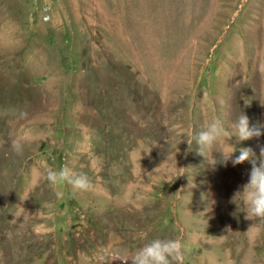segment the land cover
<instances>
[{
    "label": "rangeland",
    "instance_id": "1",
    "mask_svg": "<svg viewBox=\"0 0 264 264\" xmlns=\"http://www.w3.org/2000/svg\"><path fill=\"white\" fill-rule=\"evenodd\" d=\"M240 112L264 123V0H0V264L130 259L147 229L184 264H264L251 165L185 142ZM65 166L91 190L50 185Z\"/></svg>",
    "mask_w": 264,
    "mask_h": 264
},
{
    "label": "clouds",
    "instance_id": "2",
    "mask_svg": "<svg viewBox=\"0 0 264 264\" xmlns=\"http://www.w3.org/2000/svg\"><path fill=\"white\" fill-rule=\"evenodd\" d=\"M19 116L25 119L27 113L21 111ZM231 129L226 128L221 119H214L198 133L190 134V138L185 141L188 151L192 150L193 141H195L198 155L205 158V153L219 154V160L212 156V166L217 163L227 166L231 162L235 167L248 162L251 165L248 182L237 194L242 195L247 206L245 219L264 223V146L257 145L259 148L257 155L252 147L237 148L228 143L233 137L237 143L259 140L261 136H264V123L259 121L253 123L246 114L240 112L232 122ZM221 143H227L231 150L226 153L218 152ZM11 147L17 156L23 155V145L19 141L13 140ZM45 178L52 186L69 185L74 191H89L93 186L85 174L76 173L66 166L58 170L50 168ZM150 233L151 229H147L130 234V240L136 245V250L131 254L130 259L125 258L120 251L110 253L109 257L101 256L100 259L103 264H113V262H118V264H184L185 245L182 238H161L159 236L150 238Z\"/></svg>",
    "mask_w": 264,
    "mask_h": 264
}]
</instances>
